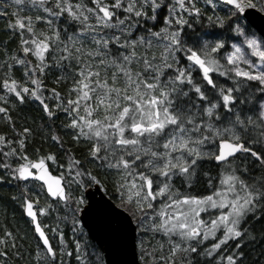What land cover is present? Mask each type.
<instances>
[{
  "label": "snow or ice",
  "instance_id": "6c2138e0",
  "mask_svg": "<svg viewBox=\"0 0 264 264\" xmlns=\"http://www.w3.org/2000/svg\"><path fill=\"white\" fill-rule=\"evenodd\" d=\"M0 18V264H109L85 216L126 264H264V0H0ZM108 186L118 203L88 199Z\"/></svg>",
  "mask_w": 264,
  "mask_h": 264
},
{
  "label": "water",
  "instance_id": "95a60500",
  "mask_svg": "<svg viewBox=\"0 0 264 264\" xmlns=\"http://www.w3.org/2000/svg\"><path fill=\"white\" fill-rule=\"evenodd\" d=\"M91 193L92 195L88 197V199L90 200H100L102 194L105 199H109V197H107L105 193H102V191L98 192L95 188L91 189ZM84 224L85 231L88 233L89 240L98 247L104 259L108 261L109 264H117V262H120V264H126L130 257L124 252L117 253L111 247L106 236L103 221L101 219L93 220L85 216Z\"/></svg>",
  "mask_w": 264,
  "mask_h": 264
},
{
  "label": "trees",
  "instance_id": "16d2710c",
  "mask_svg": "<svg viewBox=\"0 0 264 264\" xmlns=\"http://www.w3.org/2000/svg\"><path fill=\"white\" fill-rule=\"evenodd\" d=\"M3 25H4V20L2 18H0V29L3 28ZM7 33L4 32V31H0V41L2 40H6L7 39ZM25 112H27L28 114H30L33 118H37L39 117V112L38 111H35L34 110V106H30L28 108L25 109ZM37 146L41 147V149H47L49 147L48 144H40L39 143V137H37ZM55 175V173H53ZM109 187V191L106 193L113 201H115L117 203V201L115 200V198L112 196V192L110 190V186ZM0 191L4 192V193H7V192H10V191H13V189L11 188H4V189H0ZM42 200H43V197H42ZM15 211V214H16V222L18 224V226L22 229V230H25L27 231L28 230V225L26 223V221L22 218V213H21V210L18 208V207H14L13 205L9 204V214H10V218H11V213L12 211ZM43 219V218H42ZM46 223H48L49 221L45 220ZM65 234H66V238H70L71 236V233L68 232V230L65 228ZM89 239V238H88ZM90 241V240H89ZM55 243V241H53ZM69 243H70V240H69ZM90 244L91 245H94L96 247V249L99 251V249L97 248V246L95 244H93L91 241H90ZM71 246V244H70ZM71 264H75V260L74 258L71 259Z\"/></svg>",
  "mask_w": 264,
  "mask_h": 264
},
{
  "label": "rangeland",
  "instance_id": "374dc122",
  "mask_svg": "<svg viewBox=\"0 0 264 264\" xmlns=\"http://www.w3.org/2000/svg\"><path fill=\"white\" fill-rule=\"evenodd\" d=\"M117 203H118V201H117Z\"/></svg>",
  "mask_w": 264,
  "mask_h": 264
}]
</instances>
